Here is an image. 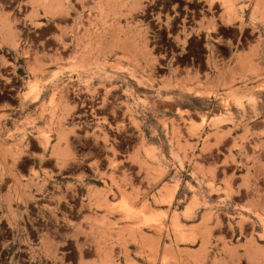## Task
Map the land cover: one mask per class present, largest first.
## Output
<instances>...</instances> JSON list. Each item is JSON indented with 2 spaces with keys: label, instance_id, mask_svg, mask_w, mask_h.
<instances>
[{
  "label": "rangeland",
  "instance_id": "rangeland-1",
  "mask_svg": "<svg viewBox=\"0 0 264 264\" xmlns=\"http://www.w3.org/2000/svg\"><path fill=\"white\" fill-rule=\"evenodd\" d=\"M0 264H264V0H0Z\"/></svg>",
  "mask_w": 264,
  "mask_h": 264
},
{
  "label": "bare ground",
  "instance_id": "bare-ground-1",
  "mask_svg": "<svg viewBox=\"0 0 264 264\" xmlns=\"http://www.w3.org/2000/svg\"><path fill=\"white\" fill-rule=\"evenodd\" d=\"M79 1V0H78ZM82 1V0H81ZM101 1V0H100ZM54 5V4H53ZM62 8V7H61ZM64 12V11H63ZM84 60L82 59V60H79L78 62H77V66L78 67H84L85 66V61L83 62ZM113 163V162H112ZM172 222V221H171ZM143 236V235H142Z\"/></svg>",
  "mask_w": 264,
  "mask_h": 264
}]
</instances>
